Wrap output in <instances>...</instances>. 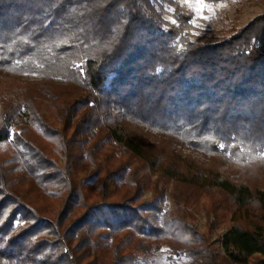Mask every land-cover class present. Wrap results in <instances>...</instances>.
<instances>
[{
	"label": "trees",
	"instance_id": "trees-1",
	"mask_svg": "<svg viewBox=\"0 0 264 264\" xmlns=\"http://www.w3.org/2000/svg\"><path fill=\"white\" fill-rule=\"evenodd\" d=\"M220 19L200 28L183 0H0V264L163 248L264 264V189L176 148L264 170V12L215 35Z\"/></svg>",
	"mask_w": 264,
	"mask_h": 264
},
{
	"label": "rangeland",
	"instance_id": "rangeland-1",
	"mask_svg": "<svg viewBox=\"0 0 264 264\" xmlns=\"http://www.w3.org/2000/svg\"><path fill=\"white\" fill-rule=\"evenodd\" d=\"M195 11V23L200 28H207V22L212 17L221 16V19L215 27V35L228 34L233 27H241L247 24L255 16L264 12V0H221L218 3H209L205 0H183ZM198 31H196L197 33ZM182 154L196 160L200 165L213 167L233 181H242L251 185L264 189V170L259 163L252 159L242 164L231 160L227 157L215 156L211 157L202 150L187 145L176 146ZM149 196L150 192L147 191ZM168 205L173 206L171 198ZM191 212L195 216V224L204 232H208V217L204 209L196 206ZM211 214V219H212ZM219 225L212 233L211 238L214 241L219 253L223 255L224 251L221 246V236L230 226L229 219H225L222 215L219 217ZM210 221V220H209ZM212 223V222H211ZM192 258L187 256L170 259L165 248L158 250L150 257L148 264H190Z\"/></svg>",
	"mask_w": 264,
	"mask_h": 264
},
{
	"label": "snow or ice",
	"instance_id": "snow-or-ice-1",
	"mask_svg": "<svg viewBox=\"0 0 264 264\" xmlns=\"http://www.w3.org/2000/svg\"><path fill=\"white\" fill-rule=\"evenodd\" d=\"M15 226V225H14Z\"/></svg>",
	"mask_w": 264,
	"mask_h": 264
}]
</instances>
